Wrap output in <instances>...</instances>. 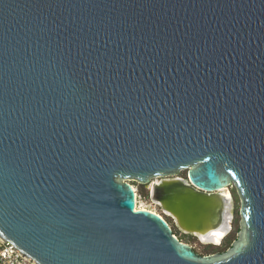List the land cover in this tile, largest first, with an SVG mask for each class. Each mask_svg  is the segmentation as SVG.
<instances>
[{"label":"water","instance_id":"95a60500","mask_svg":"<svg viewBox=\"0 0 264 264\" xmlns=\"http://www.w3.org/2000/svg\"><path fill=\"white\" fill-rule=\"evenodd\" d=\"M130 181L207 243L233 186L236 238L198 254ZM0 236L38 264H264V0H0Z\"/></svg>","mask_w":264,"mask_h":264},{"label":"rangeland","instance_id":"374dc122","mask_svg":"<svg viewBox=\"0 0 264 264\" xmlns=\"http://www.w3.org/2000/svg\"><path fill=\"white\" fill-rule=\"evenodd\" d=\"M180 176L185 177L186 176V170H181L179 173ZM132 186H134L135 192H136V203L140 208H147L149 210L155 211L156 213L163 216L171 225L172 229L175 228L177 230V233L175 234L180 240L189 243L193 250L197 252L200 255H205L209 253H215V252H222L224 251L231 242L236 238L237 231L239 229V220H240V214H239V207H240V201L236 194L235 188L233 186H230L228 190L230 191L232 197H233V218H232V228L228 232V234L221 240L219 244H212L207 242H202L198 237L184 233L181 231L175 224L173 218L169 216L162 208L161 206L152 201L149 197V187L143 184H139L136 181H130Z\"/></svg>","mask_w":264,"mask_h":264},{"label":"built area","instance_id":"2783aa9c","mask_svg":"<svg viewBox=\"0 0 264 264\" xmlns=\"http://www.w3.org/2000/svg\"><path fill=\"white\" fill-rule=\"evenodd\" d=\"M0 264H38L0 236Z\"/></svg>","mask_w":264,"mask_h":264},{"label":"bare ground","instance_id":"6f19581e","mask_svg":"<svg viewBox=\"0 0 264 264\" xmlns=\"http://www.w3.org/2000/svg\"><path fill=\"white\" fill-rule=\"evenodd\" d=\"M223 193H225V195L227 197H232L228 188L223 190ZM136 207L140 208L137 203H136ZM144 209H147V208H144ZM225 235L226 234H225V231L223 229H218V230L214 231L211 236H209V237L206 236L204 239L208 242H211V243L217 245L221 242V240L225 237Z\"/></svg>","mask_w":264,"mask_h":264},{"label":"trees","instance_id":"16d2710c","mask_svg":"<svg viewBox=\"0 0 264 264\" xmlns=\"http://www.w3.org/2000/svg\"><path fill=\"white\" fill-rule=\"evenodd\" d=\"M173 230V233L176 234L177 233V230L175 228L172 229Z\"/></svg>","mask_w":264,"mask_h":264}]
</instances>
